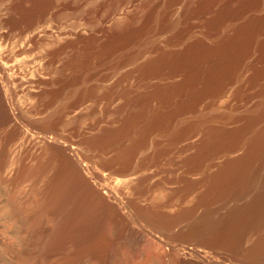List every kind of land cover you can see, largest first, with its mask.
Masks as SVG:
<instances>
[{
  "label": "bare ground",
  "instance_id": "1",
  "mask_svg": "<svg viewBox=\"0 0 264 264\" xmlns=\"http://www.w3.org/2000/svg\"><path fill=\"white\" fill-rule=\"evenodd\" d=\"M155 50L142 73L172 82L142 96L128 84L101 95L85 77L7 87L0 55V264H233L218 247L264 264V0H164L139 33L127 26L107 43L115 70ZM65 51H44L50 79ZM133 97L134 113L112 116ZM29 136L35 149L14 156L10 144Z\"/></svg>",
  "mask_w": 264,
  "mask_h": 264
},
{
  "label": "rangeland",
  "instance_id": "2",
  "mask_svg": "<svg viewBox=\"0 0 264 264\" xmlns=\"http://www.w3.org/2000/svg\"><path fill=\"white\" fill-rule=\"evenodd\" d=\"M163 1L164 0H48L47 2V0H0V55H3V59H1V61L2 63H5L4 67L5 69H7L6 72L9 77V83L7 87H75L76 80L85 77L86 81L90 83V86L99 87L100 90L98 89V91L101 95H103L104 91L109 87H124L125 84H128L132 87H137L136 92L138 93L135 92V95L142 96L141 94L144 95V93H149L150 91H153L155 87H162V84L167 85L168 83L172 82L171 78L164 77L162 79V74H152L145 76L142 73V69L140 68L142 63L147 59L154 58L157 55L156 52L158 51L155 50V52H149L139 58V60H137L135 63L129 64L128 66L118 67L116 70L109 63L110 56L107 51V43L109 37L111 38V36L116 35V33L120 32V30L122 31L127 26L131 27L135 33H139L142 29V26L151 20L153 14L155 13V10L162 6ZM36 2L39 4H37ZM18 4L20 5V7ZM42 4H44V6L48 4L46 6V10H37L36 14L33 17H29L26 19L20 18V13L24 9H28L30 11H32V9L36 7H39L41 9L43 6ZM32 31L35 33H33ZM25 34H35L36 37L40 35V39L35 37L36 39H38L37 41H40L37 42L36 40H34L35 42H29L30 45H25V49L21 51L24 46L23 43L25 42L23 40L27 37V35ZM19 35L22 39L19 38ZM167 36L168 35H164L163 37L162 35L159 36V40H161V43L162 39L167 38ZM62 41H64L66 44V51L63 56L64 66L62 67L61 65H59L60 63L57 64L56 70H58L55 71L56 73H52L55 78L52 77L50 79L45 73L46 66H48V64L46 63L48 60L44 61V59H48V55H46L45 53H50L51 50H55L60 45V43H62ZM36 42L39 47H37L38 45L36 44ZM24 44H26V42ZM20 45H22V48H19ZM1 56L0 58H2ZM42 58L43 60H41ZM9 72H11V74H8ZM46 79L47 81L50 79L54 82L50 81L49 84H44L42 81H45ZM127 81L129 82L127 83ZM44 96L46 97V95ZM43 97L39 100L40 103L44 102L45 97ZM137 97L136 100L133 97L132 104L128 106L129 108L127 107V112L126 107H124L126 103L125 98H121V100L124 99L123 101L119 99L116 100L114 102L115 104H117L118 101L119 103H122H118L117 105L113 104L114 107L111 114L115 112L118 115H115L114 113V115L112 114V116L119 118L134 113L133 111L139 108L138 105L135 104L137 102ZM18 98L23 102L26 101V99L28 101L27 96L23 93H21ZM59 100V98L56 99L55 103L59 102ZM103 101L104 100H101L100 103ZM103 103H101V106L99 104L100 107L98 109V113L100 114H102V110L100 111V109ZM124 110L126 113L124 112ZM25 113L26 116H29H27V120H35V117L31 112L26 111ZM122 113H124L125 115ZM90 114L91 117L97 115L94 114V112H91ZM90 118L88 115L87 119ZM24 138L17 139L15 140L16 143L12 142L10 144L12 146H10L9 149H11V151H15L17 157L20 156L22 151H25V148L27 146L29 148L31 147L35 149V144H32L33 142L29 144V141H31L30 136L28 137L29 140H27V137L25 140ZM13 151L12 154L15 156ZM113 157L114 156L111 157V160L114 159ZM131 192L134 191L131 190L130 195L132 197H135L136 194H131ZM132 216V223L134 222L133 226L137 225V228L142 227L141 229H145L146 231H144L149 232V234H155L154 236L159 235L160 237L163 236L164 238L170 237V231L168 232L165 229L156 227L153 223L141 217L138 218L134 214H132ZM50 222L51 221L49 220L48 216L44 220V224L48 225L50 224ZM125 240L129 248L132 249L133 252L134 249L137 251L135 254H133L132 252V258H134L136 261H140L142 258L136 255L137 253H142L140 255H143L144 250H142V245L138 244L134 236L131 234H127ZM217 250L220 252H224L226 260H230V263H248L238 254H234V252L230 250L220 247H218Z\"/></svg>",
  "mask_w": 264,
  "mask_h": 264
}]
</instances>
